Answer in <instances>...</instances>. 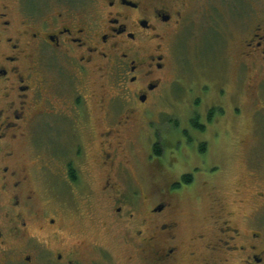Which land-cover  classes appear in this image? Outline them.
<instances>
[{"label": "flooded vegetation", "instance_id": "flooded-vegetation-1", "mask_svg": "<svg viewBox=\"0 0 264 264\" xmlns=\"http://www.w3.org/2000/svg\"><path fill=\"white\" fill-rule=\"evenodd\" d=\"M198 25L217 58L233 37L238 62L237 87L224 78L218 91L229 107L207 106L205 121L214 126L228 110L239 121L252 108L254 142L237 157L244 173L230 194L237 162L230 172L194 165L190 175L179 164L151 202L132 174L140 141L130 138L151 137L174 47ZM195 106L189 133L203 119ZM156 145L148 165L162 158ZM97 176L124 264H179L186 202L194 219L206 210L192 236L196 264H264V0H0V264H112L96 240L82 231L80 245L67 231L69 209L79 213L86 178Z\"/></svg>", "mask_w": 264, "mask_h": 264}, {"label": "rangeland", "instance_id": "rangeland-1", "mask_svg": "<svg viewBox=\"0 0 264 264\" xmlns=\"http://www.w3.org/2000/svg\"><path fill=\"white\" fill-rule=\"evenodd\" d=\"M69 1L73 4L74 0ZM208 35V29L202 28L200 25L191 27L183 34L174 47V52L169 60L167 83L162 87V91L160 90V97L154 101L151 125L146 131L148 135L150 132L151 137L130 138L136 146L140 141L136 147L139 152L134 150L136 153L132 154V161L135 162V165L130 166L132 174L137 179L138 187L144 195L149 190L151 202H154L153 193L161 192L158 182L162 180V177L165 179L163 175H176L179 164L182 165L184 173L190 175L191 167L194 165L200 167L202 172H206L208 167L217 163L229 171L237 162L235 173L231 176L232 180L224 189L228 194L237 188L238 180L244 173L238 172L240 163H238L237 157L243 158L250 150L254 138H248V136L256 128L257 120L252 117L253 109L249 108L243 115L244 119L239 121L238 116L236 117L232 110L226 111L225 117L221 113H217L216 117L222 118L219 122L214 120V126L205 121V115L208 112V109H205L207 106L220 103L229 107L227 102L219 99L218 91L224 78L231 90L237 87L238 82V62L234 51L233 37L228 42L222 41L224 46L217 58V55L208 52L212 45ZM206 87L208 88L204 93L203 88ZM89 91L98 95L100 93L99 85L95 83L92 88H89ZM246 96L243 103L248 107L250 100L246 99ZM200 100L204 102V105H200ZM197 104L199 105L197 106ZM192 105H196L195 111L203 118L202 120L201 118L197 119V124L210 126L205 128L207 132H204L205 129H203L204 133H202L195 123H193L195 128L192 132L186 131L190 129L187 127V120L192 115ZM89 108L93 112L96 104L93 101L90 102ZM197 117L198 115H196ZM94 118L96 117L94 116ZM93 122L94 120L91 125ZM84 138H89V136L86 135ZM244 140H247V146L245 144L243 146L242 141ZM154 143L161 145L164 150L157 166L146 164L149 155L152 162L157 161L156 157L153 158L151 154V147ZM90 165L88 170L92 171L93 175H98L100 170L97 169V166L91 163ZM98 180L99 176L96 177V181H92L97 185L91 186L93 183L89 181L88 177L86 178L88 185L85 190L81 191L82 200L79 205V213L69 209L67 231L74 234L77 241L81 240L78 242L80 245H82V231L85 232L89 240H96L98 245L111 252L112 264H124L125 257L128 258L129 253L126 248L120 245L118 229L115 230L110 225L105 215L106 200L101 193V188L98 190ZM187 188L191 190L192 186ZM191 208L189 202H186L183 207L187 216V225L184 226L183 232L180 234L181 237L177 238L182 241H176V243L181 247L185 256L179 264H196L189 256L193 250L192 236L206 218L205 208L201 209L196 219L192 217ZM77 241L75 240V242Z\"/></svg>", "mask_w": 264, "mask_h": 264}, {"label": "trees", "instance_id": "trees-1", "mask_svg": "<svg viewBox=\"0 0 264 264\" xmlns=\"http://www.w3.org/2000/svg\"><path fill=\"white\" fill-rule=\"evenodd\" d=\"M155 150H156L157 155L160 156L161 155V152H162L161 147L159 145H156Z\"/></svg>", "mask_w": 264, "mask_h": 264}]
</instances>
